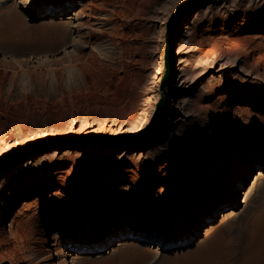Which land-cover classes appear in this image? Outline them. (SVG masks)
Instances as JSON below:
<instances>
[{
    "label": "rangeland",
    "instance_id": "1",
    "mask_svg": "<svg viewBox=\"0 0 264 264\" xmlns=\"http://www.w3.org/2000/svg\"><path fill=\"white\" fill-rule=\"evenodd\" d=\"M221 36L256 55L178 65ZM256 36L264 0H0V185L47 179L4 189L0 264H264Z\"/></svg>",
    "mask_w": 264,
    "mask_h": 264
},
{
    "label": "bare ground",
    "instance_id": "2",
    "mask_svg": "<svg viewBox=\"0 0 264 264\" xmlns=\"http://www.w3.org/2000/svg\"><path fill=\"white\" fill-rule=\"evenodd\" d=\"M256 38L262 39L261 40L262 42L264 40L263 37H259V36L257 37L256 36ZM231 42H235L234 43L235 45L232 48L226 50V49H223V47H221L222 45H226V44H229ZM98 45H100V44H98ZM185 50H187V49H182V48L177 49V55L178 56H182L179 59V64H178L179 66L180 65H185V66H188V65H199L200 63H202L204 61H208L212 56H216V57H222V56L223 57H225V56H243V57H245L248 60V58H252L253 56L256 55L255 51L252 50L251 48H249V44L244 39L233 40L232 38H229L227 36L219 37L218 40H216L213 43V45L206 46L201 51H187L186 52ZM254 66L255 67L264 66V59H262L261 61H255ZM202 74H204V72L199 73L198 76H201ZM247 102L251 106H256L257 104H259L261 102V99L259 97H253V98H250ZM252 117H254V119H256V120H258L260 122H264V118L259 116V115H254V116L252 115ZM59 154H60V152H58L56 149L44 152L42 154L43 157H42L41 161H46L47 159H54V157H56ZM64 154L66 155L65 156L66 158H75L80 153L77 150L65 149V153ZM28 161H30V160H28ZM26 167H27V165H26ZM35 172L36 171H26V170H23L21 172L18 171L16 174L12 175L8 180L4 181L2 183V185H0L1 186L0 187V199H1V201L3 199H5L9 195L8 194L9 191L8 190L5 191L4 189H7V187L9 185L11 186L15 182H17V184H19L21 186H26L30 182H34V183L38 182V184L39 183H46V181H47L46 177L44 175H39L38 173H35ZM257 172H258V175L254 178V181H252V185H251V188L249 189V191L254 186H256V183H257L258 179L261 177L260 171H257ZM97 178H95L96 179V184L97 183L99 184V180H102L103 175L102 176H98ZM35 184L37 185V183H35ZM236 193H237V190L235 189L234 190L235 196H236ZM97 194L99 195L100 192L98 191ZM1 201H0V205H1ZM236 202H237L236 200H233V203H236ZM227 212L228 211L220 213L222 215V220L224 218H227L228 216H230V213H227ZM22 213L23 212H21V211L18 212V216L23 215ZM31 216L32 215L22 217L21 222H23L24 219L31 218ZM18 222L19 221L16 222V219L12 220L10 225H13L15 223L18 224ZM212 228L213 227H211L210 229H206L204 231L203 235L205 236V234H207ZM57 250L58 249L55 248L54 251L57 252ZM50 256H51V251L48 252V255H46L44 257L45 259L47 258L46 259V264H54L52 262ZM58 261H59V259H58Z\"/></svg>",
    "mask_w": 264,
    "mask_h": 264
},
{
    "label": "water",
    "instance_id": "3",
    "mask_svg": "<svg viewBox=\"0 0 264 264\" xmlns=\"http://www.w3.org/2000/svg\"><path fill=\"white\" fill-rule=\"evenodd\" d=\"M168 53V50L166 51V54ZM169 69H170V64L168 62V60H166V71L162 77V85L167 81L168 77H169ZM166 96L164 95L163 98H165ZM163 106L162 102H160L159 106H158V110H160V108ZM107 139V138H104Z\"/></svg>",
    "mask_w": 264,
    "mask_h": 264
}]
</instances>
